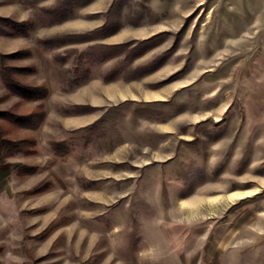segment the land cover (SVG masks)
Instances as JSON below:
<instances>
[{"label": "rangeland", "instance_id": "obj_1", "mask_svg": "<svg viewBox=\"0 0 264 264\" xmlns=\"http://www.w3.org/2000/svg\"><path fill=\"white\" fill-rule=\"evenodd\" d=\"M183 5L0 0V264H264V0Z\"/></svg>", "mask_w": 264, "mask_h": 264}, {"label": "crops", "instance_id": "obj_2", "mask_svg": "<svg viewBox=\"0 0 264 264\" xmlns=\"http://www.w3.org/2000/svg\"><path fill=\"white\" fill-rule=\"evenodd\" d=\"M137 4L143 6L147 13L139 15L135 23H129V29L120 35V39L129 38L142 39L155 34L166 27L165 20H176L186 16L192 8L186 7L183 3L187 0H134ZM195 1V0H192ZM164 21H158V20ZM152 20V21H151ZM178 24V23H177ZM126 81L125 86H114L109 92L108 98L125 97L129 98V82Z\"/></svg>", "mask_w": 264, "mask_h": 264}]
</instances>
